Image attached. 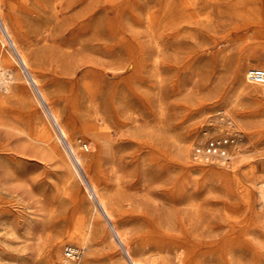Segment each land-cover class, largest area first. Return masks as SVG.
<instances>
[{"label": "bare ground", "instance_id": "1", "mask_svg": "<svg viewBox=\"0 0 264 264\" xmlns=\"http://www.w3.org/2000/svg\"><path fill=\"white\" fill-rule=\"evenodd\" d=\"M60 1L63 8L69 7L73 11V18L68 23L69 28L67 32L61 34L62 31L57 30L51 17H48L45 2L39 3L43 11L38 15V22L42 27H39L40 37L37 42L44 51H37L33 48L32 42L23 43L14 33L8 14L3 10L4 0H0V81H6L4 92L0 91V128L16 138L18 146L14 151L22 154L9 153L8 151L13 149L0 143V154L5 157V166H12L10 176L14 181L24 183V176L28 173L23 165L24 155L29 154V151L33 155H39L43 160L52 161L59 174L60 185L67 196L74 202L86 204L83 220L75 225L69 234L48 236L50 249L45 257L40 251L43 232L38 229L34 233L31 232L29 224L24 227V247L25 241L29 240L27 235L33 234L32 239L37 246L36 260L41 262L45 259L48 264H85V259L77 263L72 260L79 249L69 245L62 252L61 243L67 238L79 244L80 249L86 254L94 241L109 249L116 244L121 249V254L116 259L112 258L115 264H194L196 261L192 257L193 245L176 232H183V225L186 223L190 230L195 232L196 237H199L202 218L206 211H212L220 197L225 202L248 203L251 184L257 187L259 195L257 214L264 217V157L257 160L256 171L249 174V184H241L236 172L241 162L236 136L232 137L230 145L225 146L224 157L205 160L194 149L193 156L189 154L191 137L190 131L186 130V123L198 114L202 116L203 113H208L204 112L205 104L199 105L193 113L180 118L177 122L172 119L170 97L174 92L175 83L168 71L169 37L165 27L154 26L158 16L162 13L167 14L176 4L175 0H163L160 8L155 7L153 0H102L97 5L92 0ZM197 1L180 2L183 3L181 5L193 9L197 6ZM236 4H240L244 9V13L237 12V16L249 17L257 10L262 13L261 22L264 24V0H237ZM108 10L115 11L122 17L121 19L128 21L130 19L135 26L146 27L152 48L150 63L136 60L131 77L122 79L130 90L128 93L114 94L115 103L111 106L112 110L98 98L99 95L107 98L103 84L96 76L99 73L96 65L100 62L88 56L87 61L90 64L82 66L81 69L71 63L76 52L98 55L99 50L106 48L104 42L108 38L117 41L119 27H89L95 14ZM210 17L211 15L207 13L204 20L210 21ZM205 28L208 30L211 27ZM8 39L17 53L19 67L26 73L25 81L29 86L19 80L20 74L14 66V61L16 63L18 61L10 50ZM114 45L116 47H112L110 58L116 64L122 56L117 44ZM261 49L255 50L256 58H264V45ZM224 51V48L218 51L220 60L224 57ZM44 53L56 61L59 69V86L48 85V81L43 79L45 70L41 57ZM250 60L245 55L236 62L235 98L240 97L255 106L264 119V100L259 98V92L264 98V85L251 82L246 77L247 71L251 68L264 69V60H258L256 63ZM118 68L117 64L113 70ZM79 71L81 75L77 76ZM133 84L136 85L135 89L131 87ZM136 92L138 93L135 94ZM132 95L142 96L152 110V117L146 120L152 141H144L140 146L144 151L141 157L144 166L142 176L147 182L148 189L143 200L150 211H153L148 218L152 224L147 226L148 232L155 236L151 250L133 241L121 224L129 208H134L135 213L141 212V203L133 194H129L128 187L123 184L131 171L126 170L123 165L122 158L118 155L120 151L110 146L107 163L101 164L95 156L79 149L74 144L72 135L74 115L64 110L70 105L72 112L84 120V127L97 136L90 145L96 151L104 138L110 139L107 118L114 120L121 130L127 126H136L139 111ZM38 103L43 104L45 112H40ZM216 111L227 115L238 124L244 123L229 106L217 108ZM207 129L209 128L203 133L205 137H208ZM211 129L216 133L218 126L214 125ZM60 140H64L68 148L67 154L60 149ZM153 147L157 149L155 152H152ZM171 150H175V156H171ZM194 162L203 165H196ZM78 167L90 186L92 196L88 194V197L93 202L80 194L77 187V177H80ZM255 175L257 178L254 179ZM202 189L205 195L201 192ZM122 200L126 202L125 205ZM158 202H161L159 207L164 209L159 212ZM49 210L55 213L54 206ZM177 216L181 221L173 219ZM102 219L108 230H105ZM6 224L4 217L0 216V232H5L4 236L0 237L1 249L12 244L7 237L15 234L14 228ZM52 252L55 261H51ZM106 254L110 255V252ZM257 263H264L261 254L257 256ZM0 264H3L1 254Z\"/></svg>", "mask_w": 264, "mask_h": 264}, {"label": "rangeland", "instance_id": "2", "mask_svg": "<svg viewBox=\"0 0 264 264\" xmlns=\"http://www.w3.org/2000/svg\"><path fill=\"white\" fill-rule=\"evenodd\" d=\"M100 1L102 0H92L95 5ZM162 1L153 0V3L155 7L160 8ZM180 1L175 0L176 4L167 14H160L154 26L165 27V32L169 37L168 62L170 66L168 71L175 83L174 92L170 97L172 119L177 122L180 118L193 113L199 105L205 104L204 112L208 111V113H203L202 116L198 114L186 123V130L190 131L191 137L190 156H193V149L197 144L205 143L210 137L218 139L220 136L228 135L232 143V137L236 136L241 158L236 172L241 184L248 185L249 174L256 171L257 160L264 157V119L255 106L240 97L235 98V71L237 60L245 55L251 59L252 63L264 60V58L255 57L257 55L255 50L259 51L264 45L262 13L254 10L249 17L247 15L237 16V12L244 13L243 7L236 4L237 0H198L197 6L193 9L187 5H181ZM42 2L47 5L48 17H51V21L55 23V28L62 31L61 34L67 32L68 23L73 18V11L69 7L63 8L60 0H12V2L4 0L3 4V10L8 14L14 33L22 39L23 43L32 42L33 48L37 51H44L41 44L37 42L40 37L39 27H42L38 22V15L43 11L38 4ZM207 13L211 15L210 21L204 20ZM121 18L113 10L95 14L89 27H119L117 41H111V38H108L104 42L106 48L99 50L98 55L76 52L71 59V63L80 69L90 64L87 61L88 56L100 62L96 65L99 71L96 76L103 84L107 98L101 95L98 98L111 110V106L115 103L114 94L116 92L128 93L130 90L122 79L131 77L135 61L149 64L152 60V48L146 27L135 26L130 19L128 21ZM114 21H116L115 25ZM205 27L211 28L207 30ZM8 43L18 61V63L14 61V66L20 74L21 79L19 80L26 82V73L19 67L17 53L9 39ZM114 43L117 44L122 56L116 64L110 58L112 47H116ZM222 48L225 51L224 57L220 60L218 51ZM41 60L45 70L43 79L48 81V85L59 86V69L56 61L45 53ZM117 64L119 68L113 70ZM80 75L81 71L77 73V76ZM5 83L4 80L0 81L1 92H4ZM131 87L135 89L136 85L133 84ZM259 98L264 100L260 92ZM132 99L139 111L136 126H127L121 130L114 120L107 118L110 126V139L104 138L100 148L96 151L90 145L97 136L84 127V120L72 112L70 105H67L64 110L74 115L72 135L74 144L79 149L95 156L101 164L107 163L110 146L120 151L118 155L121 156L123 165L126 170L131 171L123 184L128 187L129 194H133L141 203V212L135 213L134 208H129L121 224L133 241L151 250L155 236L148 232L147 226L152 224L148 218L150 212L153 214V211H150L146 201L143 200L147 196L148 189L147 182L142 176L144 166L141 157L144 151L140 146L144 141H152L146 122L152 117V110L142 96L132 95ZM37 106L41 113L45 112L42 103H38ZM224 106L235 110L237 118L242 122L244 120V123L238 124L227 115L216 111L217 108ZM214 125L218 126L216 133L211 129ZM206 128H209L206 134L208 137L203 136ZM0 143L13 149L8 151L9 153L22 155L14 151L18 146L16 138L1 128ZM59 147L63 153L67 154L68 148L64 140L59 141ZM156 150V147L152 148V152ZM170 152L171 156L176 155L175 150ZM23 165L28 173L24 176V183H18L10 176L12 166H5V157L2 153L0 154V216L4 217L6 225L15 230V234L7 237L9 243L12 244L0 248V254L3 264H48L45 259L41 262L36 260L37 246L35 240L32 239L33 234L27 235L29 240L25 241L26 246L24 247V227L29 224L31 232L34 233L37 229L43 232L40 251L45 257L50 249L48 236L69 234L73 227L83 220L86 204L74 202L67 196L60 185L59 174L52 161L43 160L39 155H33L29 151V154L24 155ZM79 172L77 187L80 194L87 197L88 194L92 196L90 186L81 170ZM255 178L257 175L254 176ZM201 192L205 195L204 189ZM88 200L93 202L89 197ZM258 201L257 187L251 184V196L248 203L225 202L220 197L215 202L213 210L206 211L202 218L199 237H196L195 232L190 230V226L185 223L183 232L179 230L180 232L177 231L176 234L193 245L192 257L196 261L194 264H258L257 256L261 254L264 257V217L257 214ZM122 202L126 204L124 200ZM159 203L161 202H158V212L164 210L159 207ZM52 206H54V214L49 210ZM173 219L177 222L181 221L178 216ZM103 224L105 230H108L104 221ZM4 234L5 232L1 231L0 237ZM64 239L61 243L62 252L69 245L79 249L74 259L72 257L75 263L85 259V264H115L112 260L121 254V249L116 244L109 249L97 241L93 242L90 251L86 254L83 249H80L79 244L67 238ZM107 252H110V255L106 254ZM65 254L68 256L67 252ZM55 259L54 252H52L51 261Z\"/></svg>", "mask_w": 264, "mask_h": 264}, {"label": "built area", "instance_id": "3", "mask_svg": "<svg viewBox=\"0 0 264 264\" xmlns=\"http://www.w3.org/2000/svg\"><path fill=\"white\" fill-rule=\"evenodd\" d=\"M246 77L249 81L264 85V69L254 67L247 71ZM231 143L230 137L227 136H220L218 139L217 137H210L205 143L197 144L195 146V152L205 160H212L216 157L225 156V146ZM228 160V159H227Z\"/></svg>", "mask_w": 264, "mask_h": 264}]
</instances>
